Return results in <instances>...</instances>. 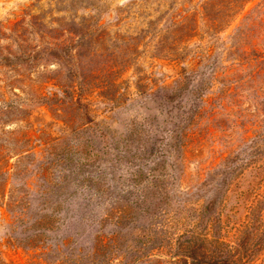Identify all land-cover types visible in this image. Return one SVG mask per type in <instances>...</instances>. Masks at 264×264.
Here are the masks:
<instances>
[{"label":"rangeland","instance_id":"obj_1","mask_svg":"<svg viewBox=\"0 0 264 264\" xmlns=\"http://www.w3.org/2000/svg\"><path fill=\"white\" fill-rule=\"evenodd\" d=\"M0 264H264V0H0Z\"/></svg>","mask_w":264,"mask_h":264}]
</instances>
